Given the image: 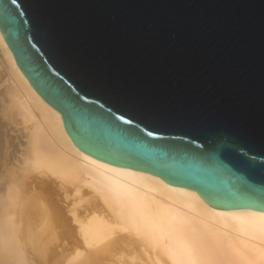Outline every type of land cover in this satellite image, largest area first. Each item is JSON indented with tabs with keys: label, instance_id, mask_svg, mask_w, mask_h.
<instances>
[{
	"label": "water",
	"instance_id": "1",
	"mask_svg": "<svg viewBox=\"0 0 264 264\" xmlns=\"http://www.w3.org/2000/svg\"><path fill=\"white\" fill-rule=\"evenodd\" d=\"M0 33L83 153L264 212V0H0Z\"/></svg>",
	"mask_w": 264,
	"mask_h": 264
},
{
	"label": "bare ground",
	"instance_id": "2",
	"mask_svg": "<svg viewBox=\"0 0 264 264\" xmlns=\"http://www.w3.org/2000/svg\"><path fill=\"white\" fill-rule=\"evenodd\" d=\"M0 264H264V212L83 153L0 33Z\"/></svg>",
	"mask_w": 264,
	"mask_h": 264
}]
</instances>
